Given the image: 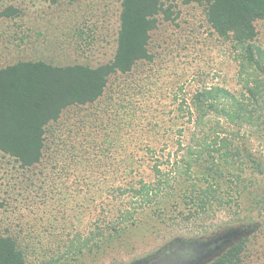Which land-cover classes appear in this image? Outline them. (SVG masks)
Here are the masks:
<instances>
[{"label":"rangeland","instance_id":"rangeland-1","mask_svg":"<svg viewBox=\"0 0 264 264\" xmlns=\"http://www.w3.org/2000/svg\"><path fill=\"white\" fill-rule=\"evenodd\" d=\"M121 3L0 0V12L10 7L18 11L13 18L0 16V69L19 61L91 67L111 62L117 49ZM165 8L171 9L173 19L160 16L150 46L153 62L111 78L96 104L65 113L48 132L41 165L23 170L0 154V234L10 230L32 246L29 264H60L64 246L74 236L88 234L99 218L125 201L123 190L130 179L139 180L156 165L166 167L170 157L182 156L185 151L178 150L182 144L178 141L188 144L192 132L201 133L199 126L187 125L196 92L225 87L237 98L249 99L248 90L256 87L264 96V71L247 63L241 46L215 32L205 6L165 0ZM256 28L253 44L264 51V21L256 22ZM259 83L263 89L256 86ZM220 116L210 119L217 123ZM206 127L222 137V130ZM252 140L254 150L264 156V142ZM231 218L219 215L203 235H198L197 227L140 228L130 233L118 253L97 264H138L170 243L233 231L239 232L235 239L251 238L245 260L257 264L264 254V227L260 222L234 223ZM82 260L96 264L90 257Z\"/></svg>","mask_w":264,"mask_h":264},{"label":"trees","instance_id":"trees-1","mask_svg":"<svg viewBox=\"0 0 264 264\" xmlns=\"http://www.w3.org/2000/svg\"><path fill=\"white\" fill-rule=\"evenodd\" d=\"M183 1L205 6L215 32L241 46L247 63L264 71V51L253 44L256 22L264 21V0ZM17 13L10 7L0 16L13 18ZM162 15L166 21L173 19L165 0H122L117 49L107 64L55 66L38 60L1 68L0 154L23 170L41 165L48 132L65 113L96 104L111 78L153 62L150 46ZM256 86L263 89L260 83ZM248 92L249 99L237 98L225 87L196 92L187 125L199 126L201 133L192 132L188 144L178 141L183 144L178 150L185 152L170 157L166 167L159 164L148 176L130 179L123 190L125 201L99 218L88 234L74 236L57 263L83 264L82 259L90 257L97 264L118 253L130 233L143 227H197L203 235L219 215L227 214L234 223L260 222L263 228L264 156L254 150L252 139L264 142V96L256 87ZM212 115H221V121L214 123ZM206 126L222 130V137ZM148 151L156 153L153 147ZM235 238L226 242L223 253L202 264H246L251 238ZM31 248L7 230L0 234V264H29ZM257 262L264 264V254Z\"/></svg>","mask_w":264,"mask_h":264},{"label":"water","instance_id":"water-1","mask_svg":"<svg viewBox=\"0 0 264 264\" xmlns=\"http://www.w3.org/2000/svg\"><path fill=\"white\" fill-rule=\"evenodd\" d=\"M238 234V231H233L221 235L219 234V237L216 238L214 236L213 239L208 238L191 242H176L172 244V246L168 249V252L158 254L138 264H194V258H187L182 255H178V252H184L187 249L194 250L197 252V254L201 253L200 259H204L203 262H205L210 259L211 253L214 250L213 247L218 248V246L221 245L227 238L236 236Z\"/></svg>","mask_w":264,"mask_h":264},{"label":"flooded vegetation","instance_id":"flooded-vegetation-1","mask_svg":"<svg viewBox=\"0 0 264 264\" xmlns=\"http://www.w3.org/2000/svg\"><path fill=\"white\" fill-rule=\"evenodd\" d=\"M220 235H221V234H220ZM220 235H217V236H215V237L217 238V237H219ZM236 236H237V235H236ZM236 236H232V237L227 238L225 241H223V243H222L221 245L218 246V248L213 247L214 250H213V252L211 253L210 258H213V257L217 256L219 253H221V252L223 251V250H222V246H223V244L226 243V242H228V241H230V240H232V239L235 238ZM213 238H214V237H212V239H213ZM177 242H180V241H177ZM174 243H176V242L170 243L169 246H167V247L164 249V251L161 252L160 254H163V253H165V252H168V249H169V248L172 246V244H174ZM174 250H175V249H174ZM200 254H201V253L197 254L196 251H194V250H189V249L185 250L184 252H178V255H182V256L187 257V258H194V259H195V263H194V264H200V263H202V262L204 261V259H200V258H201Z\"/></svg>","mask_w":264,"mask_h":264}]
</instances>
